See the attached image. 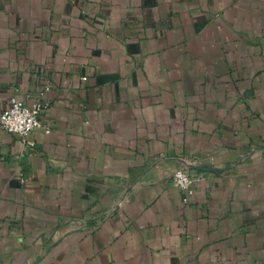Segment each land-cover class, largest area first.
Masks as SVG:
<instances>
[{
	"label": "crops",
	"instance_id": "0c3cea01",
	"mask_svg": "<svg viewBox=\"0 0 264 264\" xmlns=\"http://www.w3.org/2000/svg\"><path fill=\"white\" fill-rule=\"evenodd\" d=\"M13 96L0 264H264V0H0Z\"/></svg>",
	"mask_w": 264,
	"mask_h": 264
},
{
	"label": "built area",
	"instance_id": "2783aa9c",
	"mask_svg": "<svg viewBox=\"0 0 264 264\" xmlns=\"http://www.w3.org/2000/svg\"><path fill=\"white\" fill-rule=\"evenodd\" d=\"M50 105V100L38 98L32 106H28L22 99L13 96L10 99L9 107L0 109V128L26 137L43 126L41 115ZM173 182L185 191L184 201L186 203L190 202L195 190V178L186 170L179 168L174 171Z\"/></svg>",
	"mask_w": 264,
	"mask_h": 264
}]
</instances>
